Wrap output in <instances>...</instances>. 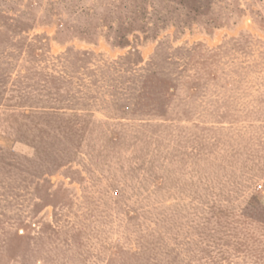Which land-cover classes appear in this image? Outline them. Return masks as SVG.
I'll use <instances>...</instances> for the list:
<instances>
[{"label":"rangeland","instance_id":"374dc122","mask_svg":"<svg viewBox=\"0 0 264 264\" xmlns=\"http://www.w3.org/2000/svg\"><path fill=\"white\" fill-rule=\"evenodd\" d=\"M0 21V264H264V0H0ZM44 107L81 146L57 168L6 131Z\"/></svg>","mask_w":264,"mask_h":264},{"label":"trees","instance_id":"16d2710c","mask_svg":"<svg viewBox=\"0 0 264 264\" xmlns=\"http://www.w3.org/2000/svg\"><path fill=\"white\" fill-rule=\"evenodd\" d=\"M185 7H189L191 9L197 11V8L192 7L190 5H186ZM3 24L4 23L2 21H0V52H2L3 49H5L7 47L8 43L14 39V36L13 35L11 36V34H10V30H13V29H11V27L10 28L5 27ZM133 29L134 28H132V30ZM3 36H4V38H3ZM5 36H6V38H5ZM9 39H10V41H7L5 43V41L9 40ZM29 46H31V44H29ZM80 57H83L82 54L79 55V58ZM2 59H3L2 61H6L4 58H2ZM1 63L3 64L4 62L0 61V66H1ZM36 73H37V76L39 75L38 77H40V81H42L43 79L45 81V83L43 85H41L40 82L37 83V85H41L42 88H45V91L47 92V89H46V87L48 85L47 82H49L50 79H52V75L48 76V74L44 73V71H42V70H40ZM32 75H27V77H29L31 79ZM55 79H57V78H55ZM164 79L165 78H163V77H159V74L156 71L152 72L150 75H148V77L145 81L148 82V84H150V88H149V90L145 91V94L142 97H139L140 102L141 103H147L148 102L150 105L153 104V105L157 106L160 102L159 88L161 86L159 85V83L168 82L169 83L168 91H173V89H174L173 80L169 79V81H166ZM59 80H61V79L59 78ZM46 97H47V95L45 94L44 98L42 99L43 102L47 101ZM30 102H31V100H29V98H28L27 100L24 101L23 104H25V103L27 104ZM164 103H167V101H165ZM139 106H141V105H139ZM127 107H129V106H127ZM157 108H158V106H157ZM56 110L57 111H53V112L54 113L55 112H61V111H59V109H56ZM50 111H51V109H50ZM50 111L47 110L46 107H44L43 110L39 113L40 114L39 116H41V117H39L41 120L39 127L37 125H35L36 121H34V118L36 116H34L33 113H29V114L23 115V119L21 121H19L18 123L16 122V123H13V124L11 123L10 125H8L7 127L9 128V130H6V131H10L9 133L13 135L14 143H18V142L23 140L27 144H29L30 147L34 148V146H35L34 144L36 142H33V141H35L36 139L38 141H40V143H42L44 145L42 148L43 151L39 150V151H41V152H39V154L41 155L40 159L43 158L42 160H44V161L49 159V161H51L53 164L56 165L55 168H57V167L63 166L65 162L70 161V158L66 160L67 157H71L68 155H70V153L72 151H73V154H77L80 151L81 146H80L79 138H78L77 134L74 133V131H73L74 127L72 126L68 130H64L62 132V134H64L63 138H62L63 141L61 142L62 147H59L60 140H61L59 138H60L61 133L58 132V134L57 133L53 134V131L50 130L49 118H50V114H53ZM42 118H43V121H42ZM51 137L53 139H51ZM65 137H66V139L69 140V142L72 143V147L70 144L65 143ZM14 147L15 146L12 145V146H10L4 150L11 157H7L4 153V151H3V154L0 155V157L1 158H10L9 161L15 162L16 161V155H15V153H13L14 149H15ZM6 164L11 165L10 163H6Z\"/></svg>","mask_w":264,"mask_h":264}]
</instances>
